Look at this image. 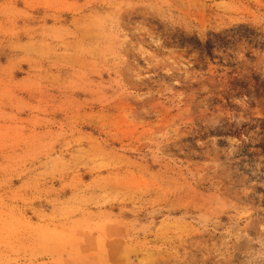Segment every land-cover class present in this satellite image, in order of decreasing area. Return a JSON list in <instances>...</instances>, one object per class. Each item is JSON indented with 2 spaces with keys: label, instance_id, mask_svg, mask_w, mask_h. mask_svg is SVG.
Returning a JSON list of instances; mask_svg holds the SVG:
<instances>
[{
  "label": "rangeland",
  "instance_id": "rangeland-1",
  "mask_svg": "<svg viewBox=\"0 0 264 264\" xmlns=\"http://www.w3.org/2000/svg\"><path fill=\"white\" fill-rule=\"evenodd\" d=\"M0 264H264V0H0Z\"/></svg>",
  "mask_w": 264,
  "mask_h": 264
}]
</instances>
